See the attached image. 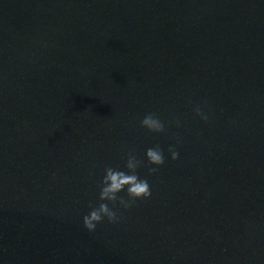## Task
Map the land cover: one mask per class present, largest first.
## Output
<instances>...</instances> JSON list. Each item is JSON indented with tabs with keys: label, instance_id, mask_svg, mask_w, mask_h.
Listing matches in <instances>:
<instances>
[{
	"label": "water",
	"instance_id": "obj_1",
	"mask_svg": "<svg viewBox=\"0 0 264 264\" xmlns=\"http://www.w3.org/2000/svg\"><path fill=\"white\" fill-rule=\"evenodd\" d=\"M0 264H264V0H0Z\"/></svg>",
	"mask_w": 264,
	"mask_h": 264
},
{
	"label": "clouds",
	"instance_id": "obj_2",
	"mask_svg": "<svg viewBox=\"0 0 264 264\" xmlns=\"http://www.w3.org/2000/svg\"><path fill=\"white\" fill-rule=\"evenodd\" d=\"M194 112L203 120L206 121L208 119L199 106L194 109ZM140 124L141 127L147 129L149 132L163 133L166 131L164 123L155 113L146 114L140 121ZM169 152L173 160L178 159L179 153L175 148L170 147ZM145 155L148 165L161 166L165 163L163 150L159 145L148 148ZM143 164L144 161L137 158L134 150H129L125 163L127 171L113 169L112 167L105 168V175L100 182V203L83 217V225L89 232L95 231L97 224L102 223L105 219L110 223L117 222L118 216L115 209L118 205L128 208L138 199L151 197L152 192L148 180L141 179L137 174V169L143 166ZM157 171L158 167L148 168L150 175L155 174ZM125 191L129 198L127 200L119 195Z\"/></svg>",
	"mask_w": 264,
	"mask_h": 264
}]
</instances>
